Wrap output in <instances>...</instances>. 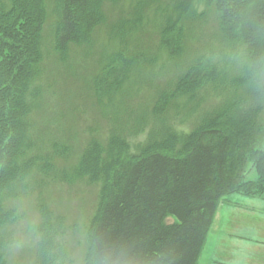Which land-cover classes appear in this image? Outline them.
<instances>
[{"label": "trees", "instance_id": "obj_1", "mask_svg": "<svg viewBox=\"0 0 264 264\" xmlns=\"http://www.w3.org/2000/svg\"><path fill=\"white\" fill-rule=\"evenodd\" d=\"M118 1L126 12L107 25L102 50L91 51L101 60L84 89L107 133H90L74 165L59 170L53 155L67 157L71 145L51 144L35 126L49 91L47 21L53 16L51 51L63 63L73 48L93 49L103 6ZM209 12L216 37L185 58L189 33ZM172 64L174 78L154 84L148 102L138 98L148 74ZM205 89L216 97L214 107L201 103ZM263 101L264 0H0V264H9L24 196L48 175L103 184L84 264H197L223 197L264 193ZM124 103L152 104L133 111ZM70 105L80 117L83 109ZM152 116L158 128L129 153L126 135L145 130ZM249 164L254 180L247 177ZM36 203L39 256L54 264L68 257L60 244L65 221ZM167 216L174 222L167 224Z\"/></svg>", "mask_w": 264, "mask_h": 264}, {"label": "rangeland", "instance_id": "obj_2", "mask_svg": "<svg viewBox=\"0 0 264 264\" xmlns=\"http://www.w3.org/2000/svg\"><path fill=\"white\" fill-rule=\"evenodd\" d=\"M52 1L48 0V4L51 5ZM103 9L106 12V17L104 24L97 29L99 41L93 46V49L83 54L76 53L79 50L76 51L73 48L68 59L63 63L58 62L56 55L51 51L50 33L54 23L52 15L46 24L44 39L47 51V75L45 79L48 81L49 91L44 93L41 98L40 103L43 104L35 114V126L37 135L45 139L48 138L51 144L55 143L61 148L62 145H71L67 157L57 153L53 155L54 165L59 170L63 168L67 170L74 165L83 145L88 140L87 137L92 136L89 135L90 133L92 134L95 130L100 131L102 136L107 133L106 120L93 108L97 104L94 103V99H86L84 89L88 88L89 81L95 75L101 60L98 55L91 54V51L100 52L102 50L103 45L100 42L105 37L107 25L126 12V8L122 1H118L104 5ZM216 27L214 16L209 12L208 18L189 33V37L191 36L192 39L189 38L191 40L190 49L187 50L185 58H190L194 50L198 51L209 46V42L216 37ZM176 67L174 64L170 67L167 65L162 70L152 72V75L148 74L149 80L141 83L146 88L143 92L141 91L138 98L144 97V100L148 102L149 92L153 85H162L172 80L175 75L173 69ZM201 96V103H204L207 108L216 105L217 99L209 93L208 89L202 91ZM130 99L135 101L137 97ZM70 103H75L83 109L80 117L72 114ZM125 104L130 110L138 111L140 106L146 107L152 103ZM262 106L263 109L258 115L262 126L261 148L264 147V101ZM130 116L135 119L139 115L132 113ZM152 122L155 124L156 118L146 117L147 128L145 130L126 135L130 145L129 153H136L139 148L137 144L145 142L151 129L158 128V125H154ZM247 177L251 180L255 179V170L251 164L247 169ZM102 186L100 181H90L86 178L66 181L49 175L46 179H42L36 187L33 185L31 195L26 194L27 196L25 195L22 200L25 216L17 235L13 236L14 245L9 248L7 254L9 264H53L52 262L43 263L39 256V235L36 231L34 233L35 226L39 221V214H41L36 203L39 200L44 203L43 206L50 208L53 214L63 218L65 221L63 226L67 228L64 237L60 238V244H63L68 257H62V261L57 260L54 264H84L87 245L86 231L101 203ZM223 199L229 202L225 200L219 202L197 264H264V193L245 195L233 192L225 195ZM43 211L47 210L43 207ZM174 220V217L171 216L165 218L167 224L173 223ZM63 232H65L64 229ZM204 249L205 251H203Z\"/></svg>", "mask_w": 264, "mask_h": 264}, {"label": "crops", "instance_id": "obj_3", "mask_svg": "<svg viewBox=\"0 0 264 264\" xmlns=\"http://www.w3.org/2000/svg\"><path fill=\"white\" fill-rule=\"evenodd\" d=\"M223 200H225V199H223ZM225 201H227V200H225ZM227 202H229V201H227ZM205 241H207V240H205ZM205 243H206V242H205ZM205 243H204V244H205ZM203 246H204V245H203ZM205 247H206V246H205ZM202 248H203V247H202ZM201 250H202V249H201ZM203 251H205V249H204ZM203 251H202V252H203Z\"/></svg>", "mask_w": 264, "mask_h": 264}]
</instances>
